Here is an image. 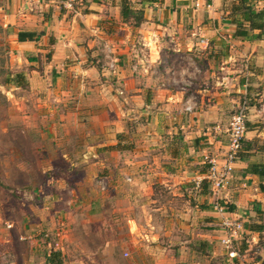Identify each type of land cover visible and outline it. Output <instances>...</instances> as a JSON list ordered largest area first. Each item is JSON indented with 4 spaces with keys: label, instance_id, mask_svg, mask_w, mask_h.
<instances>
[{
    "label": "crops",
    "instance_id": "1",
    "mask_svg": "<svg viewBox=\"0 0 264 264\" xmlns=\"http://www.w3.org/2000/svg\"><path fill=\"white\" fill-rule=\"evenodd\" d=\"M122 1L86 0L71 11L65 0H0V18L11 33L12 65L27 84L3 87L17 99L16 129L48 135L40 148L47 165H65L59 185L70 197L65 211L80 212L94 192L89 179L95 173L112 204L126 188L132 264H264V192L260 177L247 172L264 165V40L235 38L229 15L238 0H130L145 12L137 28L123 22ZM256 7L264 10V0ZM26 31L42 35L20 42L19 33ZM106 42L119 57L111 75L103 67ZM20 91L29 100L26 94L16 96ZM246 96L254 103L243 158L222 197L233 209L227 214L245 226L244 238L235 243L241 245L239 256L230 259L221 244L222 216L205 196L208 202L201 199L196 206L200 218L189 231L190 251L169 250L161 242L166 236L180 239L182 212L177 214L174 203L169 211L150 213L142 206L140 215L138 202L153 198L159 185L174 201L186 182L198 189L204 173L197 166L221 156L229 143V110ZM189 98L196 103L193 113L183 110ZM75 173L82 178H65ZM87 212L90 222H102L98 197L90 198ZM120 245L116 238L102 247L104 253L113 250L109 259H115Z\"/></svg>",
    "mask_w": 264,
    "mask_h": 264
},
{
    "label": "rangeland",
    "instance_id": "2",
    "mask_svg": "<svg viewBox=\"0 0 264 264\" xmlns=\"http://www.w3.org/2000/svg\"><path fill=\"white\" fill-rule=\"evenodd\" d=\"M134 6L137 7L136 3ZM134 34H136L135 30ZM10 36V31L0 18V264H47V251L49 249L61 250L63 245L66 246L64 252L61 250L64 254L65 264H79L85 260L91 262L90 264L99 262L103 264H132V249L128 234L130 231L128 216L132 210H128L130 204L127 203L126 188L122 187L123 196L119 197V203L112 204V195L109 193V189L105 190L104 187L101 189L100 183L97 184V181H94L96 180L95 173L89 179V185L94 192L92 196L86 197L87 200L80 205L82 206V212L80 210L78 213L80 216L75 211H65L70 197L64 195L59 188L65 165L60 163L47 165L44 161L42 148H40L41 139L43 137L47 139L48 135L40 132L21 134L16 129L18 121H21L16 112L17 99L12 97V94V96L9 95L8 92L6 94L3 89L4 84L17 75L16 67L12 65ZM118 64L116 63L115 69L111 70L109 69L110 65L108 69L105 68L104 62L105 74L115 73ZM21 94L26 93L20 91V93H16V96ZM25 96L29 100L28 94ZM245 98L249 105L254 103L253 98L250 100V97H243L242 100ZM185 104L186 101L183 110ZM236 108L231 107L229 118L235 113ZM226 149L227 147L221 156H216L214 159L223 160ZM50 150L53 151V154L55 153L51 147ZM203 160L206 162L205 165L197 167L198 172H205L203 174L205 175L208 172L209 164L208 159ZM48 167L51 169L50 171L46 170ZM67 177H71L70 181H74L81 179L82 175L75 173L65 176V178ZM198 182V189L195 188L194 182H186L185 188L181 191L182 195L175 198V201L173 195L168 194L166 187L159 185L155 187L153 198L143 197L138 202L136 213L140 215L144 214L142 206H145L146 212L150 213L151 210L158 208H166L169 211V207L174 203L177 206V214H179V210L182 212L180 239L175 242L166 236L161 242V245L170 247L169 250L178 246L182 251H190L192 236L189 237V231L196 228L191 224L199 221L201 213L198 211V207H201V199L205 200L207 197L213 204L216 203L210 187L207 185L198 187ZM225 190L219 195L218 203L226 208L227 204L222 202ZM97 197L101 201L104 216L102 222L94 219L90 222L88 220L90 217L87 215L90 198ZM205 201L208 202V200ZM117 205L119 207H116ZM112 206H115L114 209L118 208L117 212L112 211ZM153 212L157 215V212ZM116 238L121 239L123 245L117 248L115 259H109L114 253L113 250L104 253L102 246L107 240H116ZM72 239L75 242H72ZM234 247L237 250L241 249V245L236 244Z\"/></svg>",
    "mask_w": 264,
    "mask_h": 264
},
{
    "label": "built area",
    "instance_id": "3",
    "mask_svg": "<svg viewBox=\"0 0 264 264\" xmlns=\"http://www.w3.org/2000/svg\"><path fill=\"white\" fill-rule=\"evenodd\" d=\"M85 1L86 0H65V8L73 11L76 6L83 4ZM103 57L105 68L108 69L110 65L111 68L109 69H115L116 63L118 64L119 59L116 56L114 48L107 43L103 44ZM249 106L250 105L248 104V100L246 98L238 105L235 113L231 116L226 129L229 143L227 145V149L225 150L226 154L224 159L221 161L215 160L214 158L208 159V172L198 182L199 187L203 181H206L209 184L214 198L216 199V203L213 204V206L222 216L220 229L224 233V237L221 239V244L228 251L230 259H236L239 256L234 245L236 242L244 238L245 226L241 219L233 218L227 214V209L218 203V200L221 192L228 188L233 179L235 164L239 160V152L242 149L245 134L247 132ZM195 108V100L193 98H189L184 107L185 112L192 113ZM126 256H128V254H126Z\"/></svg>",
    "mask_w": 264,
    "mask_h": 264
},
{
    "label": "trees",
    "instance_id": "4",
    "mask_svg": "<svg viewBox=\"0 0 264 264\" xmlns=\"http://www.w3.org/2000/svg\"><path fill=\"white\" fill-rule=\"evenodd\" d=\"M259 1L262 0H238L232 5L229 16L232 19V24L236 26L235 38H242L248 41H253L254 39L264 40V10L257 9L256 6ZM121 15L123 22L130 24L134 28L140 27L146 20L144 9L137 8L130 0L122 1ZM41 35V33L37 32H20L18 40L20 42L37 41ZM24 79L25 77L23 74L17 73L16 77L10 78L4 84V87L7 90H11L14 85L25 88L27 84ZM243 147L244 143L242 149ZM242 149L239 152V159L243 158L241 153ZM247 172L256 174L260 177V189L264 192V165L254 164L247 169ZM201 185V187L206 185L209 187V184L206 181H203ZM226 209L230 211L233 210L230 209L228 205H226ZM250 227L255 228V225H251ZM47 264H65L63 253L59 250H53L47 256Z\"/></svg>",
    "mask_w": 264,
    "mask_h": 264
}]
</instances>
